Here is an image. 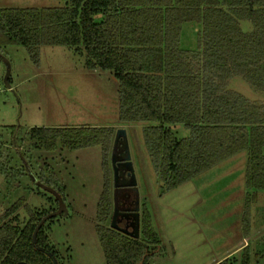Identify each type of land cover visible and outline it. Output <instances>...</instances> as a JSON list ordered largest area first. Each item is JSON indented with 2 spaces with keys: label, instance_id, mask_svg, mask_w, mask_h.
Returning a JSON list of instances; mask_svg holds the SVG:
<instances>
[{
  "label": "trees",
  "instance_id": "trees-1",
  "mask_svg": "<svg viewBox=\"0 0 264 264\" xmlns=\"http://www.w3.org/2000/svg\"><path fill=\"white\" fill-rule=\"evenodd\" d=\"M243 21L250 31L242 29ZM185 23L201 25L196 50L180 48ZM8 44L27 48L33 58L41 46L81 49L86 69L108 71L118 82L120 121L153 124L144 127L143 138L166 189L247 152L248 220L264 191V101L249 100L229 84L239 76L264 94V0H69L57 7L1 8L0 48ZM177 125L189 135L178 137ZM10 129L17 148L16 127ZM114 131L82 126L33 128L30 134L47 150L101 146L106 162ZM106 172L98 223L113 210ZM28 212L24 225L15 223L18 216L0 218V264H53L56 254L43 226L33 238L41 217ZM100 223L107 264H143L159 243L148 213L140 218L137 239ZM232 260L216 264L237 262ZM247 262L241 257L238 264Z\"/></svg>",
  "mask_w": 264,
  "mask_h": 264
},
{
  "label": "rangeland",
  "instance_id": "rangeland-1",
  "mask_svg": "<svg viewBox=\"0 0 264 264\" xmlns=\"http://www.w3.org/2000/svg\"><path fill=\"white\" fill-rule=\"evenodd\" d=\"M68 1L0 0V9L57 7ZM241 26L251 30L247 21ZM200 29V24L185 23L180 48L196 50ZM0 54V218L6 214L5 222L18 216L15 223L24 225L31 210L41 217L39 224L57 212H50L58 200L46 188L55 190L66 214L47 219L42 231L58 264H107L96 230L100 223L97 205L105 188L106 169L114 194L113 143L105 162L101 146L69 150L58 144L47 150L30 131L90 126L111 127L116 134L124 129L140 218L148 213L159 240L143 264H216L224 259H235L233 264H238L241 257H247V264H264V191L244 220L247 152L178 188L166 189L143 138L144 127L153 124L120 121L118 82L107 71L86 69L81 49L41 46L33 58L27 48L8 44L0 48ZM2 58L10 65L11 88L4 81L7 66ZM229 87L249 100L264 101V94L239 76L230 80ZM11 127H16L17 148L11 145ZM176 127L178 137L189 135L183 125ZM110 217L100 224L109 226Z\"/></svg>",
  "mask_w": 264,
  "mask_h": 264
},
{
  "label": "water",
  "instance_id": "water-1",
  "mask_svg": "<svg viewBox=\"0 0 264 264\" xmlns=\"http://www.w3.org/2000/svg\"><path fill=\"white\" fill-rule=\"evenodd\" d=\"M1 57V54H0ZM7 66L6 74H5V84L8 88H10V83L8 81L10 76V65L8 61L5 58H2ZM126 130L119 129L115 134V139L113 142V148H112V169H113V180H114V194H113V201H114V210L113 215L110 223V227L112 229H115L125 235H128L132 238H139L140 237V213H139V198L137 194V182L135 180L134 171H133V165L131 161V156L129 152L128 147V139ZM118 150H120L123 154L121 157H117ZM119 167L122 168L123 171L119 172ZM120 177H129L128 181L121 182L120 183ZM48 191H50L54 196L57 198L59 202V207L57 212L54 214L46 216L36 227L33 238L35 239L36 234L42 224L49 218L58 215V214H66L65 204L63 200L61 199L60 195L50 188H46ZM129 195L132 193L134 197L135 206L133 210L128 209L127 213H120V211L123 210V208L120 206V198H122L124 195ZM119 214L121 215H133L134 216V223L132 230H128V228H121L117 224V219ZM49 256H52V254L49 253ZM25 264V263H20ZM53 264H58L56 259H53Z\"/></svg>",
  "mask_w": 264,
  "mask_h": 264
},
{
  "label": "flooded vegetation",
  "instance_id": "flooded-vegetation-1",
  "mask_svg": "<svg viewBox=\"0 0 264 264\" xmlns=\"http://www.w3.org/2000/svg\"><path fill=\"white\" fill-rule=\"evenodd\" d=\"M121 156H123V154L120 150H118L117 157H121ZM121 171H123V170L121 167H119V172H121ZM112 173H113V170H112ZM112 179H113V175H112ZM128 180H129V177H127V178L120 177V183L128 181ZM112 183H113V180H112ZM123 195H124V193H123ZM120 206L123 208V210L120 211V213H122V214L127 213V211H129L128 209H130V210L134 209L135 202H134V197H133L132 193H130L129 195H126V196L124 195L122 198H120ZM58 207H59V202L57 204L56 210H58ZM113 210H114V201H113ZM113 210H112L109 226L111 223ZM133 223H134V216L133 215L126 216V215L119 214L118 219H117V224L119 227L128 228V230L131 231L132 227H133Z\"/></svg>",
  "mask_w": 264,
  "mask_h": 264
},
{
  "label": "crops",
  "instance_id": "crops-1",
  "mask_svg": "<svg viewBox=\"0 0 264 264\" xmlns=\"http://www.w3.org/2000/svg\"><path fill=\"white\" fill-rule=\"evenodd\" d=\"M108 72V71H107ZM112 76V75H111ZM11 88V87H10ZM261 193H263V192H260L259 193V197L262 195ZM246 194H247V192H246ZM246 194H245V201H246ZM259 199V198H258ZM244 204H245V202H244ZM245 240H247V238H244V239H242L241 241H239V243H242L243 241H245Z\"/></svg>",
  "mask_w": 264,
  "mask_h": 264
}]
</instances>
